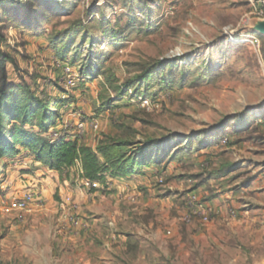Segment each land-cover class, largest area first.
Returning <instances> with one entry per match:
<instances>
[{
    "label": "rangeland",
    "instance_id": "374dc122",
    "mask_svg": "<svg viewBox=\"0 0 264 264\" xmlns=\"http://www.w3.org/2000/svg\"><path fill=\"white\" fill-rule=\"evenodd\" d=\"M1 4L0 88L2 67L15 86L1 105L6 132L19 125L50 143L54 130L66 122L73 126L75 113L96 118L97 131L80 141L71 131L67 139L95 151L116 142L128 168L132 151L142 165L159 163L160 169L175 158L181 169L167 171L163 186L157 185L161 176L151 177V184L155 193L177 194L186 214L188 177H195L202 194L222 188L214 155L223 153L233 163L238 150L242 159L254 160L240 162L233 176L246 179L264 170V0ZM64 94L68 101L58 108ZM33 96L48 107L37 109L48 120L12 122L16 105L38 106ZM8 158H0V186ZM101 165L107 167L104 160ZM145 189L137 184L122 196L114 191L95 199L94 210L103 213L93 212L97 225L79 239L59 220L58 189L20 223L16 214L2 212L0 202V264H264V206L257 209L253 196H241V205L215 212L201 226L185 222V209L177 220L162 212L164 205L155 207L157 196ZM150 208L161 215L151 217Z\"/></svg>",
    "mask_w": 264,
    "mask_h": 264
},
{
    "label": "crops",
    "instance_id": "0c3cea01",
    "mask_svg": "<svg viewBox=\"0 0 264 264\" xmlns=\"http://www.w3.org/2000/svg\"><path fill=\"white\" fill-rule=\"evenodd\" d=\"M235 151L236 150H233V152ZM242 154V151L237 150L231 158L232 160L234 158V160L232 161L233 163L228 162L223 153L222 155H214V157L212 158V164L213 167L215 166L217 168V172L221 173L220 180L223 184L222 188L209 187V189L204 191V194H202L201 185H197L195 177H188L190 180L187 179V196L191 193H195L202 198L205 195V197H208L205 199L207 200L205 201L207 205L212 207L213 210L218 214L225 212L227 209V212H229L230 208H232L233 206H237L236 203L238 205H241L240 197L244 195H250L251 198L253 196L254 200L250 202L252 204L256 203L257 209H262V207L264 206V170L257 173L255 172L251 176L247 175L248 177H246L249 178L248 180L247 178L245 179L243 175L233 176V174L236 173V171L238 170L240 162L241 165H244L243 163L245 162H254L253 159H242ZM32 158H34V154H32L31 151L25 148H19V152L17 155L7 159L5 168V171L7 172V178L4 180V183L0 187L7 191L8 198H11V196L21 193L24 190H28L34 186L40 187L42 191L41 199H44L45 194H54L57 189L59 190L60 196H65L67 194L73 196L74 203L76 206V212L84 219V222L86 223V228H81L75 231L74 233L76 234V236L72 235V238L74 237L79 239L81 237L80 233H83V236H87V234L92 230L88 228H93V225H97L96 223H93L95 222V216L93 215V212L96 210L97 215L101 214L103 213V208L94 210V203H96L95 199L100 198L102 194H109L114 191H118L117 195L122 196V194L125 193L124 189H130V191H134L137 188V184L144 185V189L147 187V191L149 193L155 194L157 196L158 202L157 204H155L157 205L155 207L164 205V207L162 208V210L164 211L162 212L170 213L172 217H176L175 220H177L179 215L182 214V210L185 209L184 206L186 207V203L183 204V201L181 199L179 201V197L177 196V194L167 190H163L162 192L158 191L159 193H155L153 185L151 184V177L156 176L155 178L158 179L162 175L166 176V174L168 173L167 171L172 173L171 169H175L178 167L179 169H181L180 165H174L177 164L175 162V158L169 161L168 166L164 167L166 169H160L159 163L146 162L145 165H142L140 167H135L134 165L131 166L130 174H121L116 171L107 172L105 174L106 184L101 183L100 189L93 192L88 191L82 186V181L80 178L82 165L80 163H76L70 168L53 170L47 168L41 162L31 161ZM16 164H19V166H16ZM249 166L252 169V166L254 165L252 164ZM162 170H164L165 172L163 173ZM160 172H162V174H159ZM182 176H184V174ZM215 180L214 178L213 180L209 179L208 182H213ZM158 182L159 181H157V183ZM157 185L161 186L162 184L158 183ZM132 194L134 195V193ZM244 197L242 198L244 202L247 203L245 204V206L247 207L249 201H247V199ZM238 200L239 202H237ZM58 206L59 203L57 206H55L56 210H58ZM159 210L150 208L147 210V212L151 215V217H159L161 215L159 213ZM131 211L132 210L130 208V212ZM232 211L234 212V210ZM34 213H36V211L32 213L16 214L18 218L16 217L15 219H17V222L20 223L25 221L27 216L32 215ZM184 213L185 216L186 209ZM87 218H89L90 222L88 220L86 221ZM91 218L93 222L91 221ZM90 223L91 225H89ZM192 225L194 224L192 223Z\"/></svg>",
    "mask_w": 264,
    "mask_h": 264
},
{
    "label": "trees",
    "instance_id": "16d2710c",
    "mask_svg": "<svg viewBox=\"0 0 264 264\" xmlns=\"http://www.w3.org/2000/svg\"><path fill=\"white\" fill-rule=\"evenodd\" d=\"M4 1L0 0V6ZM14 2V0H9ZM1 98H0V121L2 119L1 105L7 103V91L14 90L15 86L9 83L8 76L5 68L2 67L1 75ZM12 100V98H11ZM38 103V106H18L16 105L12 122L22 124H29L27 120L41 116L43 120H48L45 111H48L47 106H42L43 102L39 97L33 96L32 101ZM67 100H60L58 105L62 107ZM42 106V107H41ZM43 108V112H39L37 109ZM25 118L24 123L20 120ZM10 136V139H6ZM230 145L228 140V146ZM122 145L116 147V142H108L106 145L98 147L95 151L92 148L84 145H80L77 141L73 140H61L57 143L51 144L40 140V138L33 133H30L22 129L19 125H13V129L6 132V129L2 127L0 123V158L12 157L18 154L19 148H25L33 152L37 158L38 162L50 167V169L61 170L65 168H70L76 163H80L84 170L85 176L91 180L98 181L102 184L105 183V174L107 172H119L121 174H130V168L124 165L123 161L127 158L126 155L119 156L120 148ZM133 151L130 152V167H140L142 162L141 157L138 155H133ZM101 160H104L107 167L101 165ZM111 165V166H110Z\"/></svg>",
    "mask_w": 264,
    "mask_h": 264
},
{
    "label": "built area",
    "instance_id": "2783aa9c",
    "mask_svg": "<svg viewBox=\"0 0 264 264\" xmlns=\"http://www.w3.org/2000/svg\"><path fill=\"white\" fill-rule=\"evenodd\" d=\"M67 99L68 97L66 94H64L62 96V100L65 101ZM145 105H149L148 101L145 102ZM74 117L76 118V121L73 126L70 122H66L64 123V127L61 131L54 130L51 133V144L57 143L61 140H70L67 139L66 136L71 131H73L74 138L77 141H80L86 132L97 131L99 129V121L96 118H87L81 112L75 113ZM222 143L227 146L228 139L223 138ZM16 166H19V164H16ZM80 178L83 188L87 189L88 191L93 192L100 189L101 183L87 178L83 168L80 172ZM159 181L160 184H163L165 177L161 176ZM3 191L4 194L0 196V202L4 204L2 207V212L7 216L32 213L43 207L41 203L42 191L39 186H34L28 190H24L21 193L11 196V198H8L7 191H5V189H3ZM187 205L188 213L186 214L184 220L188 224L198 220L201 226H206L212 221L213 216L216 214L213 208L207 205L206 202L202 201L195 193H191L187 196ZM58 214L59 220L66 230L75 232L81 228H86L84 219L76 212L73 196L67 194L61 197V202L58 206Z\"/></svg>",
    "mask_w": 264,
    "mask_h": 264
}]
</instances>
